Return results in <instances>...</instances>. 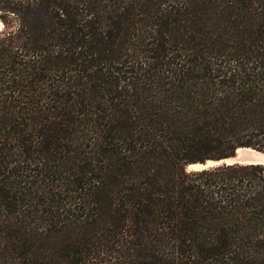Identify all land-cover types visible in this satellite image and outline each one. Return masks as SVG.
<instances>
[{"label":"trees","instance_id":"trees-1","mask_svg":"<svg viewBox=\"0 0 264 264\" xmlns=\"http://www.w3.org/2000/svg\"><path fill=\"white\" fill-rule=\"evenodd\" d=\"M0 14V264H264V0Z\"/></svg>","mask_w":264,"mask_h":264},{"label":"water","instance_id":"water-1","mask_svg":"<svg viewBox=\"0 0 264 264\" xmlns=\"http://www.w3.org/2000/svg\"><path fill=\"white\" fill-rule=\"evenodd\" d=\"M262 165L264 166V152L252 148H239L234 155L221 160H207L203 163L187 165L188 171H201L221 165Z\"/></svg>","mask_w":264,"mask_h":264},{"label":"rangeland","instance_id":"rangeland-1","mask_svg":"<svg viewBox=\"0 0 264 264\" xmlns=\"http://www.w3.org/2000/svg\"><path fill=\"white\" fill-rule=\"evenodd\" d=\"M0 15H1V14H0ZM3 28H4V25H3L2 20L0 19V32L3 30Z\"/></svg>","mask_w":264,"mask_h":264}]
</instances>
